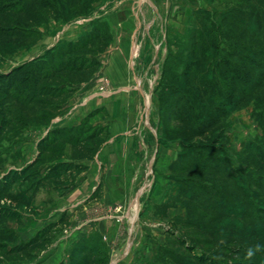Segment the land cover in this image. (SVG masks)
I'll return each instance as SVG.
<instances>
[{"label":"trees","instance_id":"obj_1","mask_svg":"<svg viewBox=\"0 0 264 264\" xmlns=\"http://www.w3.org/2000/svg\"><path fill=\"white\" fill-rule=\"evenodd\" d=\"M79 2L0 0V55L29 48L40 35L37 24L49 15L68 22L88 14L90 9H72ZM209 2L211 8L193 12L183 34L168 40L157 89L162 111L157 141L179 144L169 168L179 185L176 195L187 209L181 219L187 234L198 243L202 239L211 253L204 259L192 257V250L177 237L168 243L176 250L160 247L159 259L164 264H264V0ZM112 41L107 21L92 20L75 39L60 40L0 72V146L4 140L22 138L26 131L48 127L102 67L99 55ZM248 105L253 106L261 135L238 155L239 166L218 144L226 139L232 113ZM101 113L108 116L102 106L76 124L49 128L37 142L35 158L0 180V200L27 207L40 187H62L64 174L86 170L83 161L93 160L109 136V124L96 119ZM19 179L27 184L14 193ZM103 193L101 180L90 199H100ZM198 200L200 206L217 212L207 222L206 215L199 220L188 217L189 207ZM170 205L173 201L164 204ZM229 213L237 223L219 222ZM11 215L2 208L0 223ZM69 219L65 211L33 237L9 249L0 245V251L8 260L32 259L53 244L70 225ZM0 239L15 242L16 235L5 233ZM58 264H109L108 244L98 229L81 231L68 259Z\"/></svg>","mask_w":264,"mask_h":264},{"label":"rangeland","instance_id":"obj_2","mask_svg":"<svg viewBox=\"0 0 264 264\" xmlns=\"http://www.w3.org/2000/svg\"><path fill=\"white\" fill-rule=\"evenodd\" d=\"M211 7L209 0H80L72 9H90L88 14L79 15L68 22L49 15L37 24L40 35L35 38V42L29 48L0 55V72H4L17 63L42 54L60 40L75 39L81 30L89 27L92 20H106L113 41L106 51L99 55L102 67L104 64L106 67L109 66V60L113 54L120 55H117L114 66L110 67V69L113 68L111 73L104 72L99 82L97 81L99 76L96 73L90 82L82 85L86 86V93L77 103L87 102L89 99L94 103L118 100V104H122L124 109L120 120L125 118L128 122L137 121L138 128L134 132H137L139 137H144V148L145 146L150 148V153L144 154L143 159H138L134 176L129 178L130 181L125 185L123 194L115 201L116 203L113 204L110 201V207H103L107 198L102 204L92 205L104 198V193L100 199L88 197L81 200L79 204L74 202L75 195L70 196L69 201L65 199L72 187L79 186L78 177L87 169L64 174L62 187L48 185L40 187L27 207L14 205L8 199L0 200V210L5 208L13 212V215L0 223V235L5 233L16 235L15 242L0 239V245H4L6 249L33 237L39 229L57 220L61 213L67 211H62V206L68 202L72 204L74 202L68 213L70 225L63 229L49 248L37 251V256L32 259L22 261L8 260L0 251V264H58L66 260L72 241L76 238L74 226L83 218L96 214L106 216L104 218L108 221L105 223L110 227L107 236L100 232L108 244L109 264H164L159 259V249L164 246L175 251V245L168 243L177 237L185 242V248L192 250V257L202 256L201 258L204 259L210 255V249L201 244L202 239L201 243H198L187 234V228L181 219L185 216L187 209L182 199L176 195L179 185L170 176L169 168L177 158L180 147L178 142L160 144L157 141L162 112L157 89L161 66L168 52V40L187 30L195 10ZM134 48L136 51L133 53ZM102 67L98 72L103 71ZM113 80H116V86L113 85ZM252 108V105H248L232 113L226 139L218 144L228 151L239 166L238 155L243 152L247 143L261 135V128L252 116ZM72 111V109L64 110L52 122L63 115L70 117ZM109 118V113L108 116L101 113L96 117L98 122L108 124ZM59 120L55 124L51 122L48 127L56 126ZM63 120L59 125L67 122V119ZM46 130L33 129L26 131L22 138L3 141L0 146V180L10 171L22 170L35 158L37 142L46 134L48 131ZM172 148H175V151L169 150ZM161 149L162 151L159 152ZM43 170L44 168L41 169L42 172ZM26 184L19 179L13 185L12 191L17 193ZM182 187L184 190L188 184ZM31 192L29 191V195ZM62 199L65 200L62 201ZM201 199L207 198L202 196ZM169 201H173L174 205L165 207L164 204ZM199 202V200L193 202V206L189 207L191 213L188 217L190 220H199L201 216L206 215L205 218L208 220L204 222H207L210 216L217 212L207 210L200 206ZM227 221L237 223L234 213H229L219 222ZM195 234L192 235L195 236ZM208 235L201 234L209 239ZM182 251H184L183 248Z\"/></svg>","mask_w":264,"mask_h":264},{"label":"crops","instance_id":"obj_3","mask_svg":"<svg viewBox=\"0 0 264 264\" xmlns=\"http://www.w3.org/2000/svg\"><path fill=\"white\" fill-rule=\"evenodd\" d=\"M117 55L120 54H113L110 57L109 66L106 67V64H104V66L102 67L103 71L97 72L99 76V78L97 79L98 82L101 79L100 76L103 75L104 72H112L113 68L110 69V67L114 66V61L116 60ZM8 70H10V68ZM110 77L112 76L110 75ZM112 82L114 83L113 85L116 86V80H113ZM123 83L121 85H123ZM85 93L86 86H82L69 99L64 110H73L71 116L68 117L70 119L63 115L57 118L52 123L55 124L60 119L57 123V125H59L61 121H64L63 119H67V122L63 124L73 125L78 123L80 119L83 118L92 109L104 106L108 110V113L110 115V134L107 141L101 147L95 158L93 160L83 161V163L87 165V170L78 177V180H80L79 186L76 188L72 187L71 192L67 194L65 199L69 201L68 199L70 198V196L75 195L76 197L74 198V202L79 204L81 200L90 197L100 181L103 180L104 198L98 200L96 203L94 202L92 205L102 204L104 199L107 198L105 199L106 204L103 206L106 208L110 207V201H112L114 204V202L122 196L123 190L126 187L125 185H127V183L130 181L129 178H132L134 176V173L136 172L135 164H138V159L144 158V154L148 152L150 153V148L147 146H145L144 148V137H139L138 133L134 132V130L138 128L136 127L137 121L128 122V119L125 120V118L123 120H120V115L122 114V110L124 109L122 104H118V100L108 102L105 101L104 103H94L89 99V101L87 102L77 103ZM148 103L149 96L147 97V104ZM51 127H53V125H51ZM51 127H46L44 129L48 130ZM156 148L157 146L155 145V150ZM169 150L175 151V148ZM160 151H162V149L159 150V152ZM65 199H62V201ZM74 202L73 204L70 202L66 203L64 206H62V211L67 210V212L69 213L70 207L74 205ZM96 210H98V208ZM104 217L106 216H98L96 214L92 217L83 218L79 222V224L75 225L73 228L74 230H76L75 236L77 237V235L81 231H90L93 228L99 229L100 232L107 236L110 227L106 225L105 222L108 220ZM104 228L106 229L104 230ZM71 238L75 237L71 236ZM67 259L68 257L66 258V260Z\"/></svg>","mask_w":264,"mask_h":264},{"label":"built area","instance_id":"obj_4","mask_svg":"<svg viewBox=\"0 0 264 264\" xmlns=\"http://www.w3.org/2000/svg\"><path fill=\"white\" fill-rule=\"evenodd\" d=\"M136 51V48H134L133 53ZM136 56V55H135Z\"/></svg>","mask_w":264,"mask_h":264}]
</instances>
